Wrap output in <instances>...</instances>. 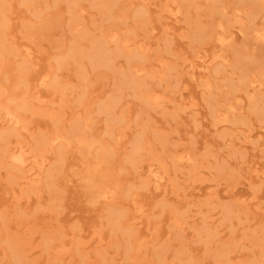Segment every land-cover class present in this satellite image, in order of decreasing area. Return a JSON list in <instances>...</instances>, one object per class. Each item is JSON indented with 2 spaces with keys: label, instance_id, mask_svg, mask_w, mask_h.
<instances>
[{
  "label": "rangeland",
  "instance_id": "374dc122",
  "mask_svg": "<svg viewBox=\"0 0 264 264\" xmlns=\"http://www.w3.org/2000/svg\"><path fill=\"white\" fill-rule=\"evenodd\" d=\"M9 1L13 2L10 11L4 15L0 14V17L11 18L9 28L6 29L7 40L0 37V50L9 49L15 44L18 47V55L6 52L2 57L0 85L4 89L0 92L4 94L0 100L9 95H20L25 90L19 84L23 77L28 80V89L31 90L33 84H36L34 80L36 76L58 68L57 57L61 53L66 52L75 43L88 48L92 38H99L102 32L109 29L117 31L120 39L133 36L131 49H138L139 45H144L145 58L140 61L146 66L145 81L149 88L156 89L170 100L164 107L154 109L145 104L132 90H124L122 104L116 111L123 113L126 121L114 127L122 140L115 142L104 134L108 121L106 115L100 113L99 106L112 95L118 94L121 87L118 71L127 67L124 57H118L115 60L114 68H95L87 59L83 60L82 66L69 61L56 71L58 76H55L60 81L58 84L60 87L67 85L64 93L61 89L54 91L52 88H47L44 90L41 102L33 100L34 96L31 93L27 95L34 104L32 110L23 112L31 136L38 137L51 134L58 129L69 128L75 119L80 122L93 120L91 126L87 128V135H95L115 145L117 151L111 166L123 186L122 196L114 203L115 205H109L97 213L89 211L88 204L81 197L80 191L60 181L64 171L78 155L79 149L75 148L66 152L61 172L49 166V169L55 173V177L52 178L55 185L52 188H44L43 204L49 207L55 205L56 211L53 213L38 211L35 200L32 201L29 211L23 204L16 205L12 199L8 202L5 198L4 193L10 182L11 168L0 163V217H2L0 228L4 235L9 236L11 240L16 239L20 244H26L33 238L36 239L35 244H40L30 252L28 264L137 263L136 250L132 249L129 253L126 251L124 236L115 232L110 220L114 210L126 209V214L131 217L134 209L141 205L144 208L143 223L138 226L141 230H136L135 234L147 231L150 227L151 230L148 232L154 234L152 239L156 240V246H168L170 249L167 252L168 255L183 249L185 259L192 256L189 264H257L264 253V213L259 214L257 210L248 212L239 206L237 200H239L238 196L243 194L256 200L259 198L260 206H264V182L253 181L251 185L248 183L252 166L263 168L264 172V121H260V118H264V101L262 115L251 113L247 108V102L244 111L248 114L250 122L254 124L251 137L246 139L242 135L239 139L234 138L231 142L232 146H228L230 140L226 142L218 135L223 126L213 125L214 120L207 100L208 94L202 92L200 83H198L199 86L189 81L187 72V64L196 59L198 51L210 49L213 44L211 39L199 43L194 37L197 24L201 23L209 29L219 18V15L211 13L209 1L177 0L184 4L185 10H188L194 23L188 24V13L184 14L177 31L174 27L165 24L168 14L164 8L166 0H118L110 12L97 7L93 0L75 3L69 0H34L30 8L23 4L24 0H0L5 5H9ZM149 1L153 2V5H148ZM241 1L246 3L250 10H258L262 5L256 23L258 26H264L263 0H224L227 11L232 13ZM142 8L148 10V13L136 16V12ZM36 12H40L39 17L35 14ZM242 20L247 26L249 25L246 13ZM236 21H238L237 17L233 18L232 26L229 27V30H235L237 33L233 42L234 47L238 52L248 50L262 60L264 42L253 35L240 32L241 25ZM83 33L87 34L86 37L81 36ZM184 33H191V36L182 37ZM20 42H24L32 49L33 53L29 58L23 52L24 47L20 46ZM115 46V43L111 44V48ZM224 53L230 60L235 55L230 47ZM25 60L29 62L25 63ZM241 62L245 64V61ZM167 65H170L172 69H167ZM24 66L30 68L24 71L22 70ZM238 72L239 69L227 65L216 76L211 74L209 79L214 82L212 96L215 100L220 102L233 100L231 84L224 79L232 75L233 82H237ZM152 74L155 75L154 78L150 77ZM177 81H179L178 85ZM194 102L198 104L196 107L191 106ZM182 103H186L189 107L184 111L180 110L175 117L174 112ZM234 104L237 105V102ZM39 108L54 112L57 120L43 114L41 110L34 113L35 109ZM194 109L199 110L197 122L193 121ZM241 128L244 133L250 130L249 126H241ZM0 129H3L1 125ZM142 132L153 149L167 160L172 177L176 173L172 170L173 162L170 158L177 151H191L204 165L212 166L211 169L203 170L206 181L193 183L195 187L201 186L202 191L188 187L186 191L180 193L182 196L179 198L177 194H170L162 199L153 196L147 189L138 188L135 196H127L128 189L134 185L139 186L142 180L125 162L133 138ZM259 132L263 134L260 142L258 141ZM31 136L29 138L33 142ZM21 139H24L23 134L18 137L12 136L10 140L14 142ZM54 152L57 150H51L47 154L55 156ZM96 152L97 149L92 155ZM208 152L212 155L204 160L203 157ZM56 163L55 160L53 167ZM218 165H223V171L216 168ZM226 165L234 167V171L232 172ZM121 166H125L127 170L120 173ZM11 171V173L15 172V170ZM179 174L180 178L175 182L177 187L188 185L190 182L188 171L185 174ZM209 186L213 188H206ZM13 191L18 195L22 190L18 185H14ZM192 191L199 192L202 196L196 197L194 201L190 200L191 204L186 203L180 209L194 215V218H190L189 221L196 220L192 225L195 228H187L185 233L180 234L177 233V228L172 229L170 235L172 239L167 241L166 231L170 230L169 225L172 224L174 217L173 206H179V200L184 197V194ZM211 195L216 197L209 200ZM32 198H35V194H32ZM133 200L136 202L135 205ZM164 201L169 206H166L161 214ZM227 209H232L229 217H226ZM27 211L29 214L25 215ZM21 213L24 216H21ZM44 215H47V218L44 219ZM122 222L126 226L132 223L126 218ZM155 222L158 223V231H154ZM208 225L213 230L212 237L209 239L199 235L197 230H202ZM187 226L190 227L191 224ZM61 230L71 233L67 238L71 237L80 242L78 249L73 247L64 260L58 252L59 241L51 242L48 247L42 244L43 235L56 236ZM84 241L88 242L85 245L86 250L83 249ZM139 253L141 255V257L138 255L139 264H160L155 247L152 245ZM223 253H226V256H222ZM128 254H134L135 257L130 258L131 255L128 257ZM6 261L15 264L10 255V249L5 243L0 242V264H6ZM261 264H264V261Z\"/></svg>",
  "mask_w": 264,
  "mask_h": 264
},
{
  "label": "bare ground",
  "instance_id": "6f19581e",
  "mask_svg": "<svg viewBox=\"0 0 264 264\" xmlns=\"http://www.w3.org/2000/svg\"><path fill=\"white\" fill-rule=\"evenodd\" d=\"M33 1L34 0H24L23 4L29 7L32 5ZM69 1L75 3L82 0ZM117 1L118 0H93L97 7L108 12L116 5ZM207 1L210 3L211 13L219 15V18L209 29L202 26L201 23L197 24L194 37L199 43L211 39L213 44L210 49H201L198 51L196 59L187 64V72L188 78L190 79L189 81L197 84L200 83L202 92L208 94L207 100L214 120L213 125L216 127L219 125L223 126V129L218 135L226 142L230 140V145L228 146L231 147V142L234 138L239 139L242 135H244L246 139L251 137L254 124L250 122L248 114L244 111L247 102V108L251 113L255 115L263 114L264 57L260 60L255 55L248 52V50L238 52L233 43L237 33L235 30H229V27L232 26L233 18L237 17L238 21L236 22L241 25L240 32L253 35L259 41L264 42V26H258L256 23L262 5L258 10H250L247 8L246 3L241 1L238 7H236L232 13H229L224 0ZM147 4L153 5V2L149 1ZM12 5V1H9V5L0 2V14L4 15L9 12L10 6ZM184 7V4L177 0H166L164 4V8H166L165 10L168 13L165 24L174 27L175 31L179 30V24L184 14L188 13V24H194L189 16L188 10H185ZM147 13L148 10L142 8L136 12V16H143ZM244 13H246L249 21L248 26L242 20ZM35 14L38 17L40 16V12H36ZM10 23V17H0V37L5 41L7 40L5 37V35H7L6 29L9 28ZM152 30H154V28H152ZM86 35V33L81 34L82 37H86ZM189 36H191V33H184L182 35V37ZM133 39V36H126L120 39L117 31L109 29L102 32L99 38H92L91 45L88 48L75 43L66 52L61 53L57 57V63L59 64L57 69L48 71L34 78L36 84H33L31 90L28 89V80L23 77L21 81H19V84L22 85L25 90L20 95H9L5 97V99L0 100V125L3 127V129H0V163L10 167L11 170H15L14 173H11L12 171L9 170L10 186L8 185L6 186L7 188H5L6 191L4 194L8 202H11L12 199V202H16V205L23 204L25 209H29L32 201L35 200L36 205H38V211L42 213L46 211L55 212V205L49 207L43 204L44 188H52L55 185V182L52 181V178L55 177V173L49 169V166L61 172L63 169L62 162L66 157V152L75 148L79 149L78 155L64 171L60 181H64L66 186L74 187L76 191H80L81 197H83L84 201L88 204L87 207L89 211L97 213L109 205H115L114 203L122 196V183L111 166L112 159L117 149L113 143L99 139L95 135H87V128L91 126L93 120L91 122H80L75 119L69 128L58 129L51 134L35 137L33 135L31 136L23 112L32 110L34 105L33 101L29 100L27 97L29 93L34 96L33 100L35 99L38 102H41L44 90L47 88H52L54 91L61 89L62 93H64V89L67 85L60 87L58 85L60 81H58L55 76H58L56 71L60 70L59 68L67 62L74 61L82 66L83 60L87 59L95 68H114L116 66L115 60L118 57H124L127 61V67L118 71L121 85L118 94L112 95L99 106L100 113H104L108 121L107 129L104 134L108 139L112 138L115 142H121L120 135L115 132L114 127L126 121V117L123 113H117L116 111L118 106L122 104L124 90H132L145 104L154 109L164 107L166 103L170 101L156 89L149 88L148 83L145 81V74H147L146 66L140 61L145 58L144 45H139L138 49H131ZM112 43L116 44L115 48H111ZM20 46L24 47L23 52L26 57L29 58L33 53L32 49L24 42H20ZM229 47L235 54L231 57V60L229 57L227 58L224 53ZM6 52H11L17 56L18 47L13 44L9 49L2 48L0 50V63ZM242 60L245 61V64L241 62ZM24 62L27 63L29 60H25ZM218 64H223L225 66L222 67V65ZM227 65H232L237 70L239 69L238 81L233 82L232 75L224 79L231 84L233 100L220 102L219 100H215L214 96H212L215 86H213L214 82H212L209 77L211 74L216 76L221 73ZM29 68L24 66L22 70L26 71ZM166 68L169 70L172 69L170 65H167ZM150 77L154 78L155 75L152 74ZM178 83L179 81H177V85ZM3 89L4 88L0 85V91ZM2 94L4 93L0 92V97ZM180 96L182 95L180 94ZM234 102H237V105H235ZM186 105V103H182L174 112V116L177 117L180 110H186V108L189 107ZM197 105L198 104L195 102L191 103L192 107H196ZM39 110H41L40 112L43 114L49 115L52 119L57 120V115L49 110H42L39 108L35 109L34 113L39 112ZM194 112L193 121L197 122L199 110L194 109ZM260 121L263 122L264 118H260ZM241 126H249L250 130L244 133ZM259 128L262 127L259 126ZM20 134L24 135V139L11 142L10 139L12 136L18 137ZM30 136L33 138V142L30 140ZM262 138L263 134L259 132L258 141L260 142ZM95 149H97V152L95 155H92ZM51 150H57V152H54L55 156H49L47 154ZM235 151H233V153L237 154ZM211 155V152H208L204 155L203 159L207 160ZM54 159L57 163L53 167L55 163ZM170 159H172L173 162L172 170L176 173L173 177L167 160L164 159L158 151L153 149L143 132L134 137L131 149L126 154L125 162L131 166L137 176L142 178V180L139 186L135 187L134 185L130 187L126 195L135 196L136 189L138 188L147 189L153 196L161 197L162 199H165L170 194H177V198H179L182 196L180 193L186 191L188 187H192L193 190L198 189V191H202L203 188L201 186L195 187L193 183L197 181H206L207 178L203 176V170L213 167L204 165L196 158L195 153L188 150L177 151ZM216 168L222 169V171L224 169L223 165H218ZM228 168H231L232 172L234 171V167L232 168L229 165ZM126 170L127 168L125 166H121L119 172L122 173ZM187 171L190 174L188 178L190 181L189 184L177 187L175 182L180 178L179 173L185 174ZM251 173L250 178H248L249 185H251L253 181H258L260 183L264 182L263 168L252 166ZM14 185H18L22 190L18 195L13 191ZM171 188H173L172 191ZM206 188L212 189L213 187L209 186ZM32 194H35V198H32ZM201 196L199 192L195 193L192 191L186 193L184 197L179 200V206H173L174 217L172 219V224L169 225L170 230L166 231L167 241L172 239L170 237L172 229L177 228V233L180 234L185 233L187 228H195L192 225L196 220L193 219L192 222L189 221L190 218H194V215L188 214L186 211H181L180 208L185 206L186 203L188 205L191 204L190 200L194 201L196 197ZM214 196L216 197V195H211L209 200H212ZM238 197L239 200H237V202L239 206H242L248 212L257 210L259 214L264 213V206H260L259 198L256 200V198L246 197V195L243 194H240ZM133 203L134 205L136 204L135 200H133ZM166 206L169 205L164 201L161 214ZM29 211L24 214L28 215ZM231 212L232 209H227L228 214L226 217H229L228 215ZM135 213L138 214L136 215ZM143 213L144 208L142 205L134 209V213L131 217L126 214V209L114 210L112 211L110 220L115 228V232H119L124 236L127 245L126 251L129 253L132 249L136 250V260L138 262L134 264H139V257H141L139 252L148 248L150 245L155 247V253L160 264H189L192 256L185 259L183 257L185 250L180 249L172 255H168L167 252L170 250L168 246H156V240L152 239L154 234L148 232V230H151L150 227L147 231L145 230L135 234L136 230H141L138 226L143 223ZM24 214L21 213V216H24ZM45 218H47V215H44V219ZM124 218L132 223L127 226L124 225V221L122 222ZM48 220H50V218H48ZM48 220L45 221L48 222ZM189 224H191L190 227L187 226ZM157 225L158 223L155 222L154 231H158ZM197 230L199 235L206 236L207 239L212 237L213 230L209 225L202 230ZM70 235L71 233L69 231L64 230H61L56 236L43 235L42 244L48 247L51 242L59 241L57 245L59 248L58 252L61 253V259L64 260L73 247L78 249L80 243L79 241L73 240L71 237L67 238V236ZM100 239L102 240V238ZM0 242L5 243L10 249V255L14 259L15 264H28L29 257L31 256L30 252L40 245L39 243L35 244V238L31 239L26 244H20L16 239L11 240L9 236L4 235L1 228ZM87 243L86 241L83 242V249L85 250L87 249L85 246ZM159 249H162V251H158ZM84 255L86 256V254ZM128 255V257H130L131 254ZM221 255L226 256V253ZM132 256H134V254L131 255L130 258H133ZM263 261L264 253L262 259L258 261L257 264H261ZM6 264L11 263L6 261Z\"/></svg>",
  "mask_w": 264,
  "mask_h": 264
}]
</instances>
